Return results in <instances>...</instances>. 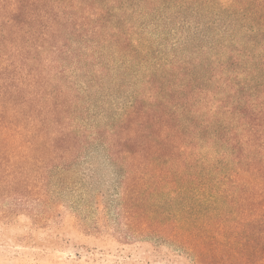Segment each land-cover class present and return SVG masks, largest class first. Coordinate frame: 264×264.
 <instances>
[{
	"label": "trees",
	"instance_id": "trees-1",
	"mask_svg": "<svg viewBox=\"0 0 264 264\" xmlns=\"http://www.w3.org/2000/svg\"><path fill=\"white\" fill-rule=\"evenodd\" d=\"M100 155L118 238L264 264V0H0V196L41 204Z\"/></svg>",
	"mask_w": 264,
	"mask_h": 264
},
{
	"label": "rangeland",
	"instance_id": "rangeland-1",
	"mask_svg": "<svg viewBox=\"0 0 264 264\" xmlns=\"http://www.w3.org/2000/svg\"><path fill=\"white\" fill-rule=\"evenodd\" d=\"M73 67L71 65L68 71ZM87 68L96 71L93 65ZM92 90L97 98L105 93L101 87ZM126 94L123 88L107 99L116 103ZM94 110L90 108L91 113ZM78 124L74 122V127ZM94 161L99 170L93 177L82 165L77 174L68 173L61 179L55 178V171L51 172L53 177L44 186L50 191L47 195L42 194L44 189L38 193L43 200L41 204L37 202L36 190L24 194L21 201L3 192L0 196V264H180L170 263L164 255H154L149 243L140 246L133 240L118 238L121 226L115 207V171L105 165L102 155ZM34 188L32 186V190ZM43 208L50 211L45 213ZM96 220H100L98 226L103 232L112 229L108 234L102 233V238L110 237V241H99L91 233ZM61 222L65 225L61 226ZM68 223L73 225L70 232L66 228ZM62 227L57 238V230ZM49 240L54 241L49 243ZM141 248L150 250L152 256L145 255Z\"/></svg>",
	"mask_w": 264,
	"mask_h": 264
}]
</instances>
